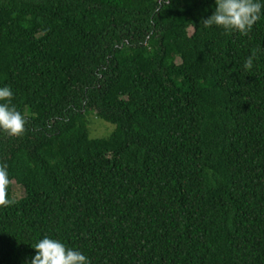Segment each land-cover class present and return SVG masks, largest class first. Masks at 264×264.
<instances>
[{
    "label": "trees",
    "instance_id": "trees-1",
    "mask_svg": "<svg viewBox=\"0 0 264 264\" xmlns=\"http://www.w3.org/2000/svg\"><path fill=\"white\" fill-rule=\"evenodd\" d=\"M214 6L0 0V87L26 120L0 132V264L44 236L91 264H264V17L205 28Z\"/></svg>",
    "mask_w": 264,
    "mask_h": 264
},
{
    "label": "clouds",
    "instance_id": "clouds-1",
    "mask_svg": "<svg viewBox=\"0 0 264 264\" xmlns=\"http://www.w3.org/2000/svg\"><path fill=\"white\" fill-rule=\"evenodd\" d=\"M212 14L203 21L205 28L219 27L226 32L248 35L258 20L264 17V0H214ZM254 56H249L243 67L251 70ZM14 93L8 86L0 87V132L9 136H20L25 130V117L12 104ZM10 183L6 165H0V207L15 203L8 198ZM35 255L29 264H91L87 255L76 248L66 246L62 241L44 236L32 246Z\"/></svg>",
    "mask_w": 264,
    "mask_h": 264
},
{
    "label": "rangeland",
    "instance_id": "rangeland-1",
    "mask_svg": "<svg viewBox=\"0 0 264 264\" xmlns=\"http://www.w3.org/2000/svg\"><path fill=\"white\" fill-rule=\"evenodd\" d=\"M115 130V126L107 123L94 115L88 118V131L91 139L107 138ZM25 196L23 188L12 182V198L20 200Z\"/></svg>",
    "mask_w": 264,
    "mask_h": 264
}]
</instances>
